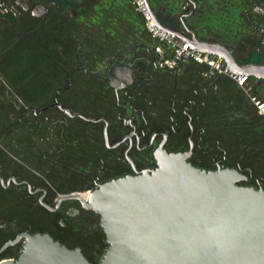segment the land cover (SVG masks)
<instances>
[{
	"label": "flooded vegetation",
	"instance_id": "obj_1",
	"mask_svg": "<svg viewBox=\"0 0 264 264\" xmlns=\"http://www.w3.org/2000/svg\"><path fill=\"white\" fill-rule=\"evenodd\" d=\"M176 5L174 27L161 24L177 30L178 41L194 37L216 43L239 65H264V0H176ZM86 11L83 0H0V117H7L0 118V264L18 256L23 233L48 234L68 248L90 250L101 229L98 217L78 199H59L83 196L108 180L104 176L154 168L158 148L189 152L187 161L196 167L234 168L246 176L242 184L264 191V170L247 154L249 140L242 137L247 146L242 150L236 136L229 137L232 143L216 137L218 121L237 131L235 118L242 108L226 103L231 114L219 112L216 80L223 74L189 62L163 68L145 48L87 64L74 35L86 27ZM163 11L169 13L166 6ZM13 63L18 75L9 71ZM115 65L127 67L110 79ZM229 73L223 76L264 116L257 108L264 103L263 80ZM238 77L244 78L242 84ZM88 95L96 117L82 113ZM76 118L94 124L100 138L92 148L96 164L75 170L72 181Z\"/></svg>",
	"mask_w": 264,
	"mask_h": 264
},
{
	"label": "water",
	"instance_id": "obj_2",
	"mask_svg": "<svg viewBox=\"0 0 264 264\" xmlns=\"http://www.w3.org/2000/svg\"><path fill=\"white\" fill-rule=\"evenodd\" d=\"M142 1L158 28L180 36L159 22L148 0ZM185 42L219 56L236 75L262 79L264 101V65H239L216 43L194 37ZM126 67L112 66L108 77L116 78ZM188 155L158 148L154 168L104 180L83 196L59 199H78L98 217L106 243L99 264H264V191L242 184L246 176L234 168L196 167ZM23 236L18 256L1 264H92L79 248L48 234Z\"/></svg>",
	"mask_w": 264,
	"mask_h": 264
},
{
	"label": "trees",
	"instance_id": "obj_3",
	"mask_svg": "<svg viewBox=\"0 0 264 264\" xmlns=\"http://www.w3.org/2000/svg\"><path fill=\"white\" fill-rule=\"evenodd\" d=\"M62 1L65 2L66 0ZM110 1L113 6L116 5V0ZM125 1L130 3L129 0ZM85 2L87 11L84 22L86 23V27L78 28L77 32L74 35L77 41V49L79 50L82 47V49L85 51L84 57L87 64L91 65L96 62L120 59L124 55L136 52L140 48H145L152 56H155L153 47L157 45L158 42L154 38H152V36L148 32L145 26V19L143 15L136 10L134 5L131 6L132 9H130V7H128L129 3H127V7L123 4H121V6H118L117 4L116 7L113 8L119 12H115L114 10V14L105 17H99L97 16V14H95V12H93V10L96 11V7L93 8L92 6L95 5V3L91 4L87 1ZM159 2H164V6H166L167 10L171 12H164V6L160 5L161 14L157 16L155 15L156 18L160 21V23L169 27H174L173 16L175 15L177 10L176 0H159ZM101 3L102 2H100V4ZM169 3H173L174 5L173 7H171V9H169ZM96 5H98V3H96ZM109 10L110 9L107 8V11ZM131 10L134 11V14L139 18V21H131L132 24H130V19L126 18V20L123 17L124 14L127 16H131ZM95 18L97 20H95ZM189 64L197 69H201L204 67L203 65H199L192 61H190ZM216 83L220 88V93L222 95V100L220 101L222 108L219 110L220 113L222 111H229L231 114V110L229 108H224V105H226V103L236 102L242 105V108L240 110L241 116L235 118V120L237 121H235L237 131L231 132L232 129L228 122V126H226L223 121H218L217 125L215 126L216 137L219 138L221 136H224L229 138L231 136H236L235 140L240 141L243 145L242 150L247 147L245 142L242 141V137L247 138L250 142L247 145H251V149L247 152V154L250 157L254 158H252L253 162L262 165V168L264 170L263 116L258 114V111L254 106L252 107L250 100L245 96L240 87L233 81L223 75H218ZM92 99L93 97L88 95L86 106H82L81 109L84 115L96 117V112L90 106ZM243 108L244 110L242 111ZM0 118L6 119L7 117L5 118L1 116ZM95 128L96 126L94 124L85 122L77 118L74 119V121H72L71 123L70 169L72 181L77 178V175H75V170L94 166L97 162V160L95 159L96 153L94 152V150H92V148H95L97 146V142L100 138V133H98ZM79 131H81V133H79ZM230 139L231 138H229L228 140L230 141ZM232 142L235 141L231 139V143ZM83 144L85 148L83 147ZM252 150L254 152H252ZM257 156L259 158H257ZM244 161L252 162L251 159H246V157L244 158ZM55 168H57V166H55ZM114 177L115 175H108L104 176L103 179H110ZM98 231L94 233V246L90 250L87 248L82 249V254L92 264H94L95 256H100V253L102 252L100 244V234H98ZM75 245H78V243Z\"/></svg>",
	"mask_w": 264,
	"mask_h": 264
},
{
	"label": "built area",
	"instance_id": "obj_4",
	"mask_svg": "<svg viewBox=\"0 0 264 264\" xmlns=\"http://www.w3.org/2000/svg\"><path fill=\"white\" fill-rule=\"evenodd\" d=\"M145 19V26L158 44L153 51L160 67L172 69L179 62H195L206 67L211 73L230 75L227 65L219 56L192 49L188 44L180 42L174 34L157 27L149 16L142 0H130ZM238 84H242L244 78H236ZM257 108L264 114V103H257Z\"/></svg>",
	"mask_w": 264,
	"mask_h": 264
},
{
	"label": "rangeland",
	"instance_id": "obj_5",
	"mask_svg": "<svg viewBox=\"0 0 264 264\" xmlns=\"http://www.w3.org/2000/svg\"><path fill=\"white\" fill-rule=\"evenodd\" d=\"M85 1H87V2H89V3H95V5H96V3H98V5H92L93 6V8H95L96 7V11H94L93 10V12H95V14H97V16H99V17H101V16H109V15H111V14H114L115 12H119V11H116V9H114L113 7H116V5L118 4V6H121V4H123L124 6H126V5H128L127 3H129V2H127V1H125V0H116V5H112V3H111V1L110 0H85ZM130 1V0H129ZM100 2H102L101 4H100ZM148 2H149V4H150V7H151V9H152V11H153V13L157 16V15H160L161 14V11H160V5H162V6H164V2H159V0H148ZM88 4V3H87ZM102 5V6H100V5ZM167 5V4H166ZM169 5V9H171V7H173L174 5H173V3L171 4V3H169L168 4ZM167 5V6H168ZM131 6H133V4H132V2L130 1V3H129V5H128V7H130V9H132L131 8ZM72 7V6H71ZM100 7V8H99ZM127 7V6H126ZM73 8V7H72ZM107 8H109L110 10L109 11H107ZM136 8V7H135ZM103 10V11H102ZM114 10H115V12H114ZM111 11V12H110ZM123 12H125V11H123ZM169 12H171V11H169ZM125 19L127 18V19H130V24H132L131 23V21L133 22V21H139V18L134 14V11H132L131 10V16H127V15H125L124 14V16H123ZM126 19V20H127ZM136 19H138V20H136ZM95 20H97L96 18H95ZM104 20H105V18H104ZM129 23V22H128ZM18 68H19V66H17L16 64H12L11 66H10V68H9V71L11 72V73H15V74H17L18 75V72H19V70H18ZM247 91V90H246ZM251 96H253V95H251ZM256 96H259V95H256ZM251 101V100H250ZM252 102V101H251ZM263 119H264V116H263ZM77 220V219H76ZM76 220H74V221H72V223H76L77 224V222H76ZM97 220V219H96ZM82 231V230H81ZM83 233H85V232H87V230L85 231V230H83L82 231ZM98 234H100V244H101V248H102V252L100 253V256L98 255H96L95 256V258H94V264H99V261H100V259H101V256H102V254H103V252H104V249H105V247H106V243H105V239H104V235H103V233H102V231H101V229L98 231ZM87 250V249H86Z\"/></svg>",
	"mask_w": 264,
	"mask_h": 264
}]
</instances>
